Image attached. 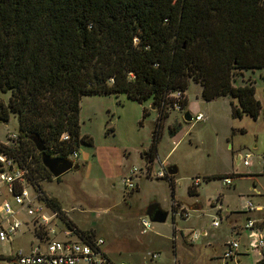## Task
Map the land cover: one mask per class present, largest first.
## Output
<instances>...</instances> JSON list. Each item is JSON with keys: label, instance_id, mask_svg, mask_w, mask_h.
<instances>
[{"label": "trees", "instance_id": "trees-1", "mask_svg": "<svg viewBox=\"0 0 264 264\" xmlns=\"http://www.w3.org/2000/svg\"><path fill=\"white\" fill-rule=\"evenodd\" d=\"M261 67L264 0H0V121L17 119L10 151L27 166L45 204L86 240L93 233L78 229L55 198L44 195L40 181L52 175L28 135H38L47 154L68 157L79 143H91L79 133L81 97L124 93L160 107L144 153L151 160L175 100L170 93H182L185 111L184 91L197 83L205 101L235 99L232 118L256 119L262 106L253 84L234 85L233 77ZM172 176H164L170 184ZM188 193L197 194L193 184Z\"/></svg>", "mask_w": 264, "mask_h": 264}, {"label": "rangeland", "instance_id": "rangeland-1", "mask_svg": "<svg viewBox=\"0 0 264 264\" xmlns=\"http://www.w3.org/2000/svg\"><path fill=\"white\" fill-rule=\"evenodd\" d=\"M233 80L234 85L253 84L254 97L262 106L258 118L245 114L232 118L230 101L236 104L235 99L221 96L205 101L200 85L190 82L184 91L185 110L191 116L201 111L205 119L191 125L179 112L166 109L167 117L158 128L151 160L144 153L152 146L160 111L158 104L153 105L150 100L141 104L124 93L82 96L79 133L90 138L91 143H79L77 156L72 160L77 168L67 170L58 179L51 176L40 181L44 195L55 198L63 214L78 229L91 231L93 238H100L103 249L109 245L131 264H172V228L175 227L177 231L182 229L181 234H176L175 254L180 263L264 264L258 261L255 252L247 250L246 233H237L245 215L259 214L256 210H244L247 200L264 210V118L261 116L264 67L235 72ZM7 96L8 93L2 95L4 100ZM143 107L147 110L144 116ZM169 127L178 129L170 133ZM16 130L17 119L10 115L7 122L0 121V140L6 142L7 136L15 134ZM245 152L251 154L249 166L235 162L236 153ZM168 165L176 167L171 184L168 178L156 176L158 171L168 175L165 170ZM134 166L137 172L132 177L133 188L126 191L123 180ZM232 170L236 173L224 174L232 177L230 185L223 184L222 177H208ZM196 178L198 184L193 188L197 194L190 195L188 187ZM219 195L223 206L221 219L215 215L213 207ZM152 202L167 209L168 217L164 223H152V231L141 233L138 216L143 215ZM183 202L197 203L200 207L189 213L187 207L182 206ZM179 207H183L187 216H176L172 220L171 212ZM224 212L236 218L239 224L235 232L230 228L234 233L232 237L225 228ZM188 216L187 221L182 220ZM57 218L56 228H66L59 216ZM212 219L220 223L219 227L211 226ZM202 228L207 229L206 235L201 233ZM191 231H195L198 238L189 243ZM24 234L25 237L18 236L12 245L0 247V253L5 256L0 255V264H12V258L6 256L14 254L17 248L27 249L26 239L30 238L33 244L37 242L31 231ZM231 238L239 241L238 249L231 258L223 260V244ZM153 250L161 252L156 259H151ZM110 254L111 259L120 258Z\"/></svg>", "mask_w": 264, "mask_h": 264}, {"label": "built area", "instance_id": "built-area-1", "mask_svg": "<svg viewBox=\"0 0 264 264\" xmlns=\"http://www.w3.org/2000/svg\"><path fill=\"white\" fill-rule=\"evenodd\" d=\"M169 97L175 100L170 109L179 112L182 116L184 110L179 101L182 99V93L175 91L169 94ZM165 105V104H164ZM205 115L198 111L191 116L190 124L194 125L198 121L204 120ZM68 135L63 133L61 138L67 139ZM16 134L7 136V141L0 140V247L10 246L15 239L25 237L26 231H31L32 236L37 242L28 238L27 249L17 248L12 257V264H127L126 262H117L111 260L102 249V240L92 238L86 240L80 238L68 226L59 230L56 228L58 220L57 212L52 211L42 199L43 195L34 180L30 178V172L27 166L17 159V156L10 151L13 146V140ZM76 152H73L67 158L73 160L76 158ZM251 154L245 152L240 155V162L247 166L250 164ZM137 168L130 169L129 175L124 178L123 186L126 191L133 188L132 177L136 174ZM157 177H164L165 173L158 171ZM225 185L231 184V177H222ZM198 184V180L193 182ZM216 209L221 208V203L217 201ZM251 202H245L244 210H256ZM172 216H187L182 207L171 212ZM264 219L256 221L252 218H246L243 229L247 231L248 247L247 250L253 251L258 256V261H264V225L260 223ZM214 226L218 224L217 220L212 222ZM151 222L145 216L140 219L141 233L150 229ZM60 234L61 237H58ZM198 238L197 233H191L190 242ZM239 241L230 239L224 243V249L221 255L223 260L231 258L238 249ZM0 255H2L0 253ZM151 258L158 256L157 252L150 254Z\"/></svg>", "mask_w": 264, "mask_h": 264}, {"label": "water", "instance_id": "water-1", "mask_svg": "<svg viewBox=\"0 0 264 264\" xmlns=\"http://www.w3.org/2000/svg\"><path fill=\"white\" fill-rule=\"evenodd\" d=\"M261 116L264 118L263 110L261 111ZM182 118L185 122H189L191 115L187 110H185L182 113ZM28 138L33 142L36 150L40 153V161L52 177L56 178L71 168H77V164L73 163L70 158L47 154L44 150L43 142L38 135L30 134L28 135ZM239 159L240 155L237 159H235V162L238 163ZM165 170L168 175H174L176 173V167L174 165L166 166ZM168 214L169 211L167 209L161 207L157 202H152L145 208L143 215L153 223H164Z\"/></svg>", "mask_w": 264, "mask_h": 264}, {"label": "crops", "instance_id": "crops-1", "mask_svg": "<svg viewBox=\"0 0 264 264\" xmlns=\"http://www.w3.org/2000/svg\"><path fill=\"white\" fill-rule=\"evenodd\" d=\"M231 151V155H232V149L230 150ZM239 155L240 154H238V153H236V155H235V159H237L238 157H239ZM239 161H240V159H239ZM241 163V162H240ZM250 164H251V161H250ZM249 164V165H250ZM249 165H247V166H249ZM231 166H232V162H231ZM230 173H236V172H234V170H232V171H228V172H226V173H223L222 175H224V174H230ZM218 173H216L215 175H217ZM208 176H212V175H208ZM231 181H232V177H231ZM231 184H232V182H231ZM194 185V184H193ZM220 195L219 196H217L216 197V199H215V203H213V207H214V212H215V215H217V217L218 218H220L221 219V217H222V213H223V206H222V203H221V199H220ZM173 199V198H172ZM171 199V200H172ZM217 201H219L220 203H221V208L219 209V210H217L216 209V207H215V205H216V203H217ZM181 203H182V201H181ZM159 204V203H158ZM171 204V203H170ZM185 205V207H187L186 209L189 211V213H190V211H192V210H195V209H198V207H200L199 206V204H197V203H193V204H189V205H187V204H185L184 202H183V204H182V206H184ZM257 207V209H256V212H258L259 214H261V215H251V214H247V215H245V220H246V218H252V219H254V220H256V221H259L260 219H264V212H263V215H262V212H260V211H262L263 209H260L261 207L258 205V206H256ZM183 208V207H182ZM264 211V210H263ZM188 213V214H189ZM224 215H225V217L227 218V226L225 227V228H227L228 230H229V236L230 237H232L233 236V232L232 231H230V228L231 229H233L234 230V232H235V229L236 228H238V226H239V224H238V222H237V219L236 218H234V217H230V216H228L229 214L228 213H225L224 212ZM144 215H141V216H138V225H139V227H141L140 226V219H141V217H143ZM171 216H172V214H171ZM176 216L177 215H174V216H172V220H174L173 218L175 217L176 218ZM146 217V216H145ZM177 217H179L180 218V216H177ZM188 218H189V216L186 218V219H182L183 221H187L188 220ZM245 220H243V223L240 225L241 226V228L239 229L238 228V232L237 233H246V237L248 238V235H247V231L245 230V229H243V224H244V222H245ZM214 220L212 219V222H213ZM151 222V221H150ZM212 222H211V226L212 227H219V225H220V223L218 222V224L216 225V226H214L213 224H212ZM152 223L153 222H151V225H150V229L148 230V231H152V229H153V227H152ZM173 225H175V222H174V224ZM155 229H156V227H154ZM188 228H190V227H188ZM193 231V230H192ZM191 231V232H192ZM159 233V232H158ZM182 233V229L181 228H179L178 229V231H177V229H176V227L175 228H172V240H173V243H172V249H173V261H172V264H184L183 262L182 263H180V261L176 258V254H175V251H176V239H177V236H176V234H181ZM201 233L203 234V235H206L207 234V229H205V228H202V230H201ZM208 234H209V232H208ZM57 236L58 237H61V235L60 234H57ZM152 238V237H151ZM152 240H155L154 238L152 239ZM225 241V240H224ZM189 243H192V242H190V238H189ZM225 243V242H224ZM189 245H192V244H189ZM224 245V244H223ZM102 249H103V247H102ZM104 252L106 253V255L109 257V255H111L110 253H112V254H115V255H117L118 257H120V252H118V251H113L111 248H110V246L108 245L107 247H105L104 249ZM152 252H157L158 253V256L157 257H159L160 256V250H153ZM131 253H133V252H131ZM130 253V254H131ZM2 257H5V256H3L2 255ZM7 257H11V256H6V258ZM156 257V258H157ZM12 258V257H11ZM110 258V257H109ZM156 258H151V259H156ZM111 259V258H110ZM13 260V259H12ZM111 260H113V261H117V262H120V261H122V262H126V263H128V264H131V262H130V260H128L127 259V257H120V258H118V259H111ZM145 262V261H144Z\"/></svg>", "mask_w": 264, "mask_h": 264}]
</instances>
